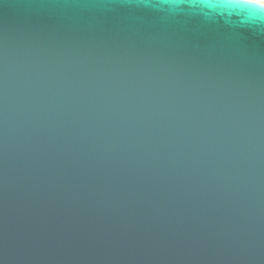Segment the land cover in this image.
I'll return each instance as SVG.
<instances>
[{
	"label": "water",
	"instance_id": "1",
	"mask_svg": "<svg viewBox=\"0 0 264 264\" xmlns=\"http://www.w3.org/2000/svg\"><path fill=\"white\" fill-rule=\"evenodd\" d=\"M0 264H264V3L0 0Z\"/></svg>",
	"mask_w": 264,
	"mask_h": 264
},
{
	"label": "rangeland",
	"instance_id": "2",
	"mask_svg": "<svg viewBox=\"0 0 264 264\" xmlns=\"http://www.w3.org/2000/svg\"><path fill=\"white\" fill-rule=\"evenodd\" d=\"M256 1H260V2L264 3V0H256Z\"/></svg>",
	"mask_w": 264,
	"mask_h": 264
}]
</instances>
